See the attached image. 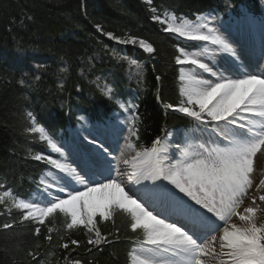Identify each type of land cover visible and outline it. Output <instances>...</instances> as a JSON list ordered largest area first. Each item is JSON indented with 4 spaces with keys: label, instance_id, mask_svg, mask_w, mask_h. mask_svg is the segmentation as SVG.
<instances>
[{
    "label": "snow or ice",
    "instance_id": "obj_1",
    "mask_svg": "<svg viewBox=\"0 0 264 264\" xmlns=\"http://www.w3.org/2000/svg\"><path fill=\"white\" fill-rule=\"evenodd\" d=\"M147 3L151 5L152 0ZM151 11L164 32L186 42L175 56V63L182 66L183 99L163 107L189 118V127L200 134L194 139L200 142L170 143L171 134L164 132L150 147L138 148L134 142L139 140L138 105L117 100L119 108L129 113L124 121L128 135L123 139L133 154L127 159L113 156L118 148L112 141L118 145L117 137L125 129L100 121L84 128L87 135L78 134L74 140L78 160L68 163L72 149L66 154L67 145H59L28 111L26 131L39 133L60 158L34 156L51 166L52 181L46 178L37 186L42 199L13 197L11 190L0 195L4 206L0 216L11 217L13 209L19 212L18 218L9 219L0 229L28 222L36 225L34 234L39 236L46 221L60 215L66 230H84L91 252L120 238L118 228L105 234L100 227V222L115 227L119 214L135 234L128 237L133 244L129 264H264V167L257 173L256 164L258 154L264 153V71H249L231 38L210 26L209 17L189 19L165 12L162 18L155 7ZM107 35L119 44L156 51L146 39ZM187 42L213 47L198 44L193 50ZM220 54L231 57L230 66L211 63ZM185 65L192 72L185 73ZM111 93L107 88L105 95L111 98ZM96 175L103 179H94ZM8 197H12L10 203H6ZM245 198H249L247 205ZM54 230L46 228L49 244ZM70 244L79 246L75 239ZM70 244L60 247L68 249ZM27 255L36 264H44L37 251ZM65 264L81 261L65 257Z\"/></svg>",
    "mask_w": 264,
    "mask_h": 264
},
{
    "label": "trees",
    "instance_id": "obj_2",
    "mask_svg": "<svg viewBox=\"0 0 264 264\" xmlns=\"http://www.w3.org/2000/svg\"><path fill=\"white\" fill-rule=\"evenodd\" d=\"M234 3L258 10L257 0H152L151 5L147 0H0V195L11 190L13 197L28 198L48 169L34 159L50 148L39 133L26 131L28 111L58 136L79 116L102 119L119 109V97H132L140 116L134 142L147 146L170 125L188 124L187 117L163 107L183 99L175 56L186 42L164 32L151 8L162 18L165 12L195 17L212 10L225 15ZM107 33L146 39L156 51L119 44ZM107 88L111 98L105 95ZM18 217L13 209L11 217L0 216V225ZM35 227L25 222L0 229V264H36L27 255L30 250L44 264H65V257L81 264H129L128 237L135 234L122 215L115 217V227L100 222L103 233L118 228L120 238L91 252L84 230H66L60 215L46 221L39 236ZM47 227L55 229L51 244L45 239ZM72 239L79 246L71 245ZM64 242L68 249L60 247Z\"/></svg>",
    "mask_w": 264,
    "mask_h": 264
},
{
    "label": "rangeland",
    "instance_id": "obj_3",
    "mask_svg": "<svg viewBox=\"0 0 264 264\" xmlns=\"http://www.w3.org/2000/svg\"><path fill=\"white\" fill-rule=\"evenodd\" d=\"M262 2H263V6H264V0H262ZM169 15H171V13H169ZM207 17H209V16H211V17H209V19H210V26H213V27H216V28H218L222 33H224L226 36H229L230 38H231V42H233L234 44H236L237 43V40L238 39H240V38H244V39H246V37H248L246 40L247 41H249V37H251V39L254 37V36H262L263 37V39H264V23L263 22H260V21H257V20H255L254 19V13L253 12H251L250 14H249V17H248V19H250L251 20V22H252V24H255L254 26H249V24L248 25H246V27H245V23H243V26H244V28L242 27V26H240L239 24H237L236 26H228V25H226V24H222L223 25V27H221V25L219 24V22H218V20H217V18L215 17V16H212V15H206ZM202 17H204V16H202ZM213 17V18H212ZM260 18H261V16H260ZM259 22V23H258ZM227 23H232V21H230V20H228L227 21ZM248 23V22H247ZM258 25V26H257ZM224 27H230V28H224ZM245 31H248V32H250L251 33V35H248ZM236 42V43H235ZM245 42V41H244ZM199 45H200V47L202 48V47H208L209 49H211L213 46H211V45H205L203 42H197ZM233 44V46L236 48V49H238V48H240V47H244V48H253L252 46H249V43H244V45H239L240 47H237L238 46V43L236 44V45H234ZM194 50H196V48L194 49ZM239 50V49H238ZM208 55H211V53H209ZM223 56V57H222ZM227 56V57H226ZM220 59V60H222V63H224L225 65H229V63H228V60L230 59L229 58V56L227 55V54H220V55H217L212 61H211V63H216L215 62V60H217V59ZM227 61V63H225ZM205 62H209L208 60H206ZM231 65V64H230ZM187 66H189V65H185L184 67H183V71L185 72V73H190V72H192V68H188ZM258 66L259 65H256L255 67H254V69L255 70H260V68L258 69ZM254 69H252V70H254ZM251 70V71H252ZM184 86V85H183ZM183 88V87H182ZM129 115V113H125V112H123V113H121V114H118V116H115L114 118H113V120L109 123V126H112V125H116V123H119L120 124V126L117 124V126H119V128H122V127H124V128H122V129H125L126 130V125L124 124V121H125V119H126V117ZM92 127V126H91ZM90 126L89 127H86V128H91ZM124 130V131H125ZM123 131V132H124ZM75 132L77 133V136L76 137H74V136H72L69 140H65L62 144L63 145H67V147L65 148V150H67V152L69 151V149H72L73 150V147H74V140L78 137V134L79 135H85V133H86V135L88 134L87 132H85L84 131V128H82V126L81 125H78L76 128H75ZM127 136V134H125L124 136H123V134H121V137H120V140H119V144L117 145V148H118V150L117 151H115L114 153H115V156L116 157H118V158H120V159H125L126 157H128V155L129 154H127V153H125L124 152V154H125V156H123V157H121V151L123 152V150H125V149H127L128 150V148L125 146V141L123 140V137H126ZM177 138H178V141H175V142H181V136L180 135H177L176 136ZM188 142H191V143H194L192 140H189ZM129 151H130V154H131V150L129 149ZM66 153V152H65ZM67 154V153H66ZM73 159H78V155H77V151H76V148H75V150H74V153L72 154V156L71 157H69V159L66 161V162H68V163H72V161H73ZM256 164H257V173H259V170H260V168L261 167H264V153H262V154H258V158H257V161H256ZM121 168H122V165H121ZM101 171H103V169H101ZM105 174H107V173H105ZM47 178V182H51L52 181V177H49L48 176V174L43 178V180L44 179H46ZM100 179H103V177L101 176L100 177ZM99 179V180H100ZM145 183H150V182H145ZM254 191V190H253ZM33 199H42V197H40V195H39V193L38 194H36L35 196H33L32 197ZM249 202V198H245V204L247 205V203ZM262 215H264V214H262Z\"/></svg>",
    "mask_w": 264,
    "mask_h": 264
},
{
    "label": "bare ground",
    "instance_id": "obj_4",
    "mask_svg": "<svg viewBox=\"0 0 264 264\" xmlns=\"http://www.w3.org/2000/svg\"><path fill=\"white\" fill-rule=\"evenodd\" d=\"M237 6H238V4L237 3H234V4H230L228 8L229 9H232V10H235L237 12L238 11V7ZM209 17H211V16H209ZM257 18H258V21L264 23V14H263V16H261V20H260V16H258ZM246 42L249 43V46H252L253 48L251 49V48L240 47V48H238L239 50L235 48L236 51H237V53H238V55L240 56V60L243 62L244 66L249 71H251L252 69H254V67L256 65H259L258 66V69L260 68V70H258V71H264V68H262V66L264 67V39H263V37L257 35V36H254L251 39V41H247L246 40ZM229 58L230 59L228 60V63H229V66H230V64H231V57H229ZM215 62H216L217 65H219L221 67H223L225 65L224 63H222V60H220L219 58L217 60H215ZM225 63H227V61ZM127 81L129 82L128 77H127ZM117 139H118V137H117ZM113 142H115V139L112 141V143ZM124 152L130 155V151L129 150L125 149ZM121 165H122V163H121ZM75 166L76 165H74V167ZM122 169H123V167H122ZM100 177H101L100 175H96V176H94V179L99 180Z\"/></svg>",
    "mask_w": 264,
    "mask_h": 264
}]
</instances>
